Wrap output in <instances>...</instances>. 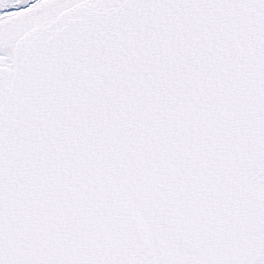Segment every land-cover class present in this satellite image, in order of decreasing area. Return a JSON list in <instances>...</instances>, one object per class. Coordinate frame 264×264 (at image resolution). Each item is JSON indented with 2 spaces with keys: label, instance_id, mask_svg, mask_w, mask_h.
<instances>
[{
  "label": "snow or ice",
  "instance_id": "snow-or-ice-1",
  "mask_svg": "<svg viewBox=\"0 0 264 264\" xmlns=\"http://www.w3.org/2000/svg\"><path fill=\"white\" fill-rule=\"evenodd\" d=\"M0 264H264V0H0Z\"/></svg>",
  "mask_w": 264,
  "mask_h": 264
}]
</instances>
